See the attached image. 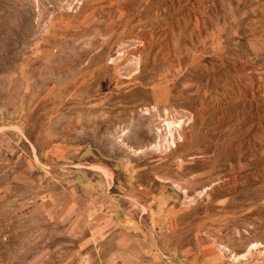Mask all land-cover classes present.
<instances>
[{"label":"rangeland","instance_id":"obj_1","mask_svg":"<svg viewBox=\"0 0 264 264\" xmlns=\"http://www.w3.org/2000/svg\"><path fill=\"white\" fill-rule=\"evenodd\" d=\"M0 264H264V0H0Z\"/></svg>","mask_w":264,"mask_h":264},{"label":"crops","instance_id":"obj_2","mask_svg":"<svg viewBox=\"0 0 264 264\" xmlns=\"http://www.w3.org/2000/svg\"><path fill=\"white\" fill-rule=\"evenodd\" d=\"M164 202H165L164 198H162V197H159L158 198V206H159V209H158V217H159V221H158L157 225H160L161 224L160 223V215H161L162 206L164 205Z\"/></svg>","mask_w":264,"mask_h":264}]
</instances>
